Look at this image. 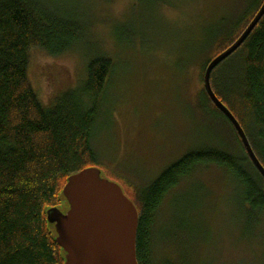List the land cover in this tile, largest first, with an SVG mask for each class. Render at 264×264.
Returning a JSON list of instances; mask_svg holds the SVG:
<instances>
[{
	"label": "rangeland",
	"instance_id": "374dc122",
	"mask_svg": "<svg viewBox=\"0 0 264 264\" xmlns=\"http://www.w3.org/2000/svg\"><path fill=\"white\" fill-rule=\"evenodd\" d=\"M250 1L50 0L79 15L86 41L58 56L33 50L31 84L48 107L54 96L82 84L93 55L114 62L108 113L91 141L103 177L132 199L196 148L243 155L230 125L208 107L201 75L217 54L219 35ZM243 206L225 169L200 165L157 212V262L264 264V214L255 217Z\"/></svg>",
	"mask_w": 264,
	"mask_h": 264
},
{
	"label": "trees",
	"instance_id": "16d2710c",
	"mask_svg": "<svg viewBox=\"0 0 264 264\" xmlns=\"http://www.w3.org/2000/svg\"><path fill=\"white\" fill-rule=\"evenodd\" d=\"M263 3L251 0L239 20L225 26L216 40V56L235 43ZM67 9L50 0H0V264H65L66 253L49 224L48 211L68 207L62 191L71 176L99 169L91 140L108 113L114 62L93 55L82 84L55 94L48 107L29 78L34 51L58 56L85 45L86 25ZM225 68L223 75L220 70ZM211 83L264 166V16L243 45L213 71ZM202 89L208 107L230 125L243 155L196 148L132 197L139 213V264H159L153 253L157 212L169 192L200 165L225 169L242 191L243 207L248 205L255 217L264 214V178L233 124Z\"/></svg>",
	"mask_w": 264,
	"mask_h": 264
},
{
	"label": "water",
	"instance_id": "95a60500",
	"mask_svg": "<svg viewBox=\"0 0 264 264\" xmlns=\"http://www.w3.org/2000/svg\"><path fill=\"white\" fill-rule=\"evenodd\" d=\"M263 16L264 3L235 43L208 63L203 86L215 107L233 124L249 158L264 178V166L242 126L217 97L211 83L213 71L243 45ZM62 194L68 207L50 209L48 221L66 253L65 264H139V213L116 183L104 178L98 168L86 169L68 179Z\"/></svg>",
	"mask_w": 264,
	"mask_h": 264
}]
</instances>
